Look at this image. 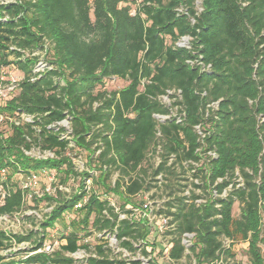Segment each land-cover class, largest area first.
Listing matches in <instances>:
<instances>
[{
    "label": "trees",
    "instance_id": "1",
    "mask_svg": "<svg viewBox=\"0 0 264 264\" xmlns=\"http://www.w3.org/2000/svg\"><path fill=\"white\" fill-rule=\"evenodd\" d=\"M183 37L190 38V48L177 46ZM34 52L44 54L51 68L32 81L39 59ZM11 66L24 77L15 93L0 101V115L23 112L40 120L36 126L6 122L7 131L0 127V172L7 171L8 190L0 217L25 208L26 192L15 177L50 170L64 187L74 177H81V185L69 198L59 187L55 196L34 195L35 201L55 206L38 230H0V252L24 243L31 246L19 252V260L0 256V264H141L112 256L102 245L82 263L66 254L90 252L89 244L80 243L91 229L115 235L129 252L137 251L134 243L148 245L150 227L135 219L121 220L111 202L88 190L86 183L92 180L104 194L118 195L120 211L130 214L127 207L142 205L134 198L151 191L153 183L162 181L159 177L169 191L159 214L171 216L175 225L168 232L172 262L185 256L184 235L194 234L190 252L196 264L233 258L226 239L248 241V264H264V0L0 4V81L2 71ZM113 78L128 84L109 92L105 83ZM171 91L174 102L164 105L160 97ZM156 115L170 119L160 123ZM68 118L70 139L63 138L64 128L48 129ZM34 148L55 157L26 154ZM78 150L88 153L87 171L79 172L73 164ZM150 152L160 161L147 168ZM115 172L119 177L112 185ZM238 172L242 184L235 181ZM186 174L201 195L184 194L187 186L177 182ZM86 196V203L76 209ZM236 202L241 205L238 219L233 217ZM72 212L83 218L70 223L66 243L52 253L44 251L49 231Z\"/></svg>",
    "mask_w": 264,
    "mask_h": 264
},
{
    "label": "rangeland",
    "instance_id": "2",
    "mask_svg": "<svg viewBox=\"0 0 264 264\" xmlns=\"http://www.w3.org/2000/svg\"><path fill=\"white\" fill-rule=\"evenodd\" d=\"M16 0H0V4H9L11 2H14ZM198 10L201 9V3L197 5ZM13 60V58H11ZM6 78L16 79V80H22L24 75L17 70L15 66H11L7 68L5 71ZM128 84L127 81L113 78L110 80H107L105 83V89L109 92L120 90L124 87H126ZM15 93V92H13ZM175 94L174 91L169 92L168 96L160 97L161 102L164 105L171 106L174 102V100L171 99V95ZM173 116H176L178 114V111L176 108L173 109L172 112ZM2 129L4 131H7L8 129L5 126V123L2 125ZM41 153V152H40ZM39 151L37 149H34L32 151V154L34 156L40 155ZM81 158V165L78 167V169L81 171H87L88 168V153L82 150H78L76 153ZM41 155H43L41 153ZM160 159L158 158V155L150 152L148 155V160L146 167L151 168L152 166H157L159 164ZM95 177L98 176L97 172L92 173ZM151 174V170L149 172ZM119 177L118 172H115L111 178V184L114 185ZM1 178V177H0ZM57 182H51L49 180V177L45 174L39 176L37 185L32 187L31 194H38L41 195L46 190V188H51L53 190L59 183H60V177L57 175ZM14 180H18L19 185H22L25 178L24 176H18L15 177ZM159 180L163 181L162 177H159ZM162 181L160 183H153V188L149 192L141 193L138 196L134 198L135 202L137 204L144 202L151 201L156 206L162 208L164 203L169 199L168 198V192L165 189V186L163 185ZM236 183L242 184V178L240 176V173H237V179L235 180ZM193 182V178L190 176V174H186L184 176L179 177V181L177 182L181 186H187L185 190V195L190 196L191 192H195L196 194L201 195V192L196 190L193 185L191 184ZM195 183H198L196 180ZM81 185V177H74L72 180H70L66 187H63L64 193L66 194V197L69 198L73 193H75ZM89 188L91 187V191H96L102 200H108L111 202L112 205L116 208V212L122 213L121 206L123 204L122 199L115 194H104V190L98 186L95 185L92 180H88L86 183ZM34 195H30L26 198V205L24 210L16 214L12 217H0V230H3L7 232L8 234H26L30 230H38L39 224L45 219L46 215L51 212V210L54 208L55 203H50L47 201L43 202H37L34 200ZM2 197H0L1 199ZM40 198V197H39ZM2 200V199H1ZM1 203V201H0ZM241 215V205L236 202L233 207V217L234 219H238ZM27 217H31V220L27 219ZM263 224H264V213H263ZM83 218V215L79 213H67L64 217V220L62 222H58L55 227L49 231L48 234V240L45 244V246H48L50 249L49 252H52L54 250H58L59 247L62 244H65L66 241L63 239L65 235L71 230L69 229V225L72 221L79 222ZM90 224H93L94 217L91 218L89 221ZM92 226L90 225V228ZM67 228V229H66ZM82 228V227H80ZM89 228V229H90ZM80 235L84 236V231H80ZM90 235L88 237H84V240L81 241L80 244H89L91 251L87 252L83 249L79 250L75 254H66L69 257L74 258L78 262L82 263L84 262L88 257L94 254L96 250V246L102 245L107 249H110V253L112 256H118L121 258L127 259L130 261H140L141 264H151L152 260L156 261L158 264H196L194 261V258L191 254V252H186L185 256L177 261L172 262L168 255L167 251L170 246V242L172 240V236L168 234V232L159 233V232H152L148 238V245L143 243H134V247L137 248L136 252H129L127 250H124L120 242L118 241L117 237L115 235H112L111 233H98L95 231V229L90 230ZM224 245L226 248L231 250V253L234 255L233 258H226L223 256L222 261H220L217 264H227L226 262H229L233 264L234 262L241 263V264H248L249 263V242L244 241L241 239L236 240H224ZM29 243H24L19 246H14L13 248L7 250V251H1L0 256H4L6 258H10V256H13L17 260L23 257V255H19L20 251L30 248ZM142 250H145L148 255H144L142 253ZM227 260V261H226ZM131 264V263H129Z\"/></svg>",
    "mask_w": 264,
    "mask_h": 264
},
{
    "label": "built area",
    "instance_id": "3",
    "mask_svg": "<svg viewBox=\"0 0 264 264\" xmlns=\"http://www.w3.org/2000/svg\"><path fill=\"white\" fill-rule=\"evenodd\" d=\"M189 42H190L189 37H183L179 40V42L177 43V46L190 48ZM28 55L29 54L26 53V56H28ZM32 56L39 57L36 65L34 66V69H33L34 77H33L32 81H35L37 78H40L43 75V73L46 70L50 69L51 67L48 65V63L44 59V54H42L40 52H34L32 54ZM5 76H6V74L3 70L1 81H0V101L9 99L11 94L17 90L19 83L23 80V79L22 80H16V79L9 80ZM155 118L160 123H165L168 119H170V116L156 115ZM38 120H40V119L36 115H30V114H26L23 112L18 113L16 117H9V116L0 115V127L6 122H10L11 124L13 123L17 126L23 125V124L36 126L35 124ZM34 128L37 129L38 127H34ZM60 128H64L66 130L65 134H63V138L70 139V135L72 133L71 120L68 118V119H65L64 121H62L60 123H56V124L48 126V129H55L56 131H58ZM198 131L200 134H202L199 129H198ZM71 147H74L73 143H71ZM34 149H37L39 151V153L41 152L43 155H41V153H40L39 156H34L32 154V151ZM34 149L31 152H26V154L30 155L34 158H37V159H47V158L55 157V154L52 152H46V151L42 152L38 148H34ZM72 161L76 167V170L79 172H83V170L81 171V169L80 170L78 169V167H80V165L82 163L81 158L79 156L78 157L74 156V157H72ZM43 174L48 176L49 180L51 182L56 183L58 180L57 179V173L55 171L45 170L42 172L41 175H43ZM41 175H38V174L21 175V176H24L25 180L22 183V185H19V187L22 191L26 192L25 201H26V198L29 197L30 195L31 196L36 195L40 198L43 197L45 194H48L49 196H55L57 187H59V190L64 193V190H65L63 188L64 186L60 185V183H59L53 190H51V188H46V190L41 195L31 194L32 187L37 185L38 178ZM0 177H1L0 178V197H2L1 198L2 200L0 199V201L2 203L3 200L8 195V190L4 186V183L7 181V171L2 170L0 172ZM87 189L89 190V186H87ZM87 199H88V196H86L84 198V200L76 206V209H80L83 206V204L86 203ZM202 202L203 201L200 200L197 203L200 204ZM112 206H114V205H112ZM160 209L161 208L156 206L155 204H153V202L147 201L138 207H130V206L127 207V210H129L131 213L130 214L124 213V215H122L120 213V219L121 220H123V219H135L137 221H143L150 227V231H152V232L156 231L159 233H164V232H169V231L174 230L175 225L172 223L173 218L171 216L166 215V214H159ZM7 216L8 215H4V216H1V218L7 217ZM194 238H195L194 234H185L184 235L183 240H182V244L185 247L186 252H190V249L193 245ZM171 247H172V244L170 243V246H169L168 251H167L168 257H169V251H170ZM44 251H46L48 253L53 252V251L49 252L50 249L48 248V246L44 247Z\"/></svg>",
    "mask_w": 264,
    "mask_h": 264
}]
</instances>
